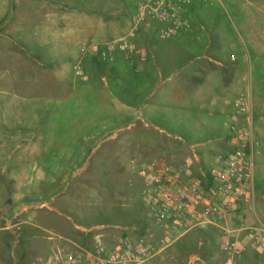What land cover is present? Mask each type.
Here are the masks:
<instances>
[{"label":"rangeland","instance_id":"obj_1","mask_svg":"<svg viewBox=\"0 0 264 264\" xmlns=\"http://www.w3.org/2000/svg\"><path fill=\"white\" fill-rule=\"evenodd\" d=\"M67 1L76 10L88 4ZM134 2L117 0L128 8L124 20L134 18ZM16 5L15 0H0V54L11 51L13 58L20 40L7 34L5 25ZM94 14L97 19L104 15ZM188 18L191 29L167 39L148 31L143 66L153 74L147 75L135 71L141 65L136 58H128L127 72L118 76L96 72L97 66L108 68L110 60L97 54L96 59L83 58V38L70 35L64 23L56 27L57 36L39 35V41L28 40L26 31L28 49L20 58L26 64L15 70L13 59H7L15 90H0L1 102L11 103L0 105V264H63L52 249L60 240L49 231L69 235L79 234L78 227H104L103 232L117 234L122 231L115 226L145 221L159 232L143 195L141 167L154 159L175 164L172 149H190L201 141L205 144L198 150L207 160L204 154L212 145L196 138L182 121V74L198 72L205 84H223L234 72L233 83L242 87L257 121L264 101V0H195ZM3 61L0 57V70ZM79 62L83 77L74 70ZM43 69L56 84L54 72H61L58 88L45 86ZM36 80L35 88L27 87ZM262 150L255 157V207L264 221ZM15 213L28 223L7 228ZM224 236L216 227L194 229L144 264H228ZM246 263L264 264V253L250 249Z\"/></svg>","mask_w":264,"mask_h":264},{"label":"built area","instance_id":"obj_2","mask_svg":"<svg viewBox=\"0 0 264 264\" xmlns=\"http://www.w3.org/2000/svg\"><path fill=\"white\" fill-rule=\"evenodd\" d=\"M195 0H144L133 18L128 36L107 42H85L82 57L97 54L102 60H112L117 52L129 59L147 61V54L133 37L154 23L161 24L158 35L167 39L191 29L188 11ZM77 75H85L82 62L74 66ZM234 118L246 116V122L234 124L233 145L218 152L207 170L194 173V162L179 164L159 159L141 167L144 198L150 214L159 227L161 239L137 242L124 237L111 249L101 239L90 246L59 255L63 264H144L170 248L197 228L216 227L225 234L223 248L229 255L228 264H238L247 247L264 252V223L259 219L249 223L247 215L255 211V155L261 142L253 127L251 106L244 95L233 102ZM199 161V160H198Z\"/></svg>","mask_w":264,"mask_h":264},{"label":"crops","instance_id":"obj_3","mask_svg":"<svg viewBox=\"0 0 264 264\" xmlns=\"http://www.w3.org/2000/svg\"><path fill=\"white\" fill-rule=\"evenodd\" d=\"M143 1L144 0H135L134 3L137 5V9ZM87 2L88 4L84 7L85 9L76 10L70 7V2L67 0H15V4L17 5L14 7L11 13V20L6 21L7 23L5 25V31H7L6 33L9 35L11 33H15L20 42L18 43L17 48H13L16 53L14 58L11 51L8 54H0V57L4 59L3 69L0 70L1 91L10 89L15 90L14 81L16 79L13 76L12 68L10 66L7 67V59H9V63L13 59V62L17 66L15 70H21L22 65L26 64L23 63L22 59H20L22 52L25 51L24 48H27V44L23 40L26 31H28L26 34L28 40L39 41V35H53L54 37L57 34L55 32L56 29H58L56 28L58 24L64 23L65 26L69 28L68 32H70V35L76 37L77 35H80V37L83 38L79 48L80 53L82 44L85 42L104 43L111 39L129 35L133 28V19L132 17L131 19L128 18L127 20H124L123 18V12L127 11L128 9L127 6H125L123 3L118 4L117 0H101L99 5L96 4L95 0H87ZM96 11H100L104 13V15L97 19L96 17L98 16H94ZM29 23H32V25L29 26ZM160 27L161 24L158 25L154 23L151 28H144L133 37V39L144 50L145 53L146 47L150 43L149 37L146 34L150 30H155L158 33V29ZM2 29L3 28H1V30ZM0 39H3L1 33ZM123 55L124 57L122 58V56H116L115 54L114 58L110 60V66L108 68L101 69L97 66V68H95L96 72L114 76H118V74H123L124 72L126 73L128 70L126 67L128 58L125 56V54ZM89 58L96 59L94 55L89 56ZM144 63L146 62H141V65L136 67L135 71L141 75L153 74L150 67L143 66ZM18 74L19 72L15 73L14 75L17 76ZM197 74L198 72H194V74L191 73L189 75L182 74L183 76L181 79V84L178 87L181 99L180 114L182 115V121L190 125L188 129L196 138L207 139V142L212 143V145L209 151L204 154L207 157V160L198 150V148L205 144L202 141L192 145L190 149L184 146H178L172 149L173 152L171 153V155L175 157L174 161L176 164L182 163L186 160H192L194 162V173H199L201 170H207L212 163L214 156L218 152L230 149L234 140L232 126L234 124L240 125L246 122V116L240 117L238 119L234 118L235 110L232 104L240 96H245L242 87L233 83L235 77L234 72H230L223 84H220V80L219 83L214 80L210 84H205L204 75L201 74V76L198 78ZM51 75L48 69H43L41 72V77L43 81L46 82L45 86L55 90V88L60 86L57 80L60 77L61 72H54V75L56 76L55 81L57 84L55 82L52 83L51 79L53 77ZM193 80H196L195 84L192 82ZM38 83L39 82L36 80L34 84H31L27 87L33 86V88H35V85ZM20 85L23 86L24 84ZM64 87L65 90L69 92H73L75 90V87L72 85ZM106 87H108V84ZM42 88L44 89L45 87ZM103 104L106 106V103ZM0 105L9 106L11 103L1 102L0 100ZM130 106H128V108ZM250 106L253 118V127L256 137L261 142L260 147H263L262 151L264 155V101L259 107L257 121L254 118L252 104H250ZM259 153L262 154L261 152ZM20 215V213H15L13 216H11L8 220V226L6 227L13 229L15 227H20L23 223L27 224L28 221L26 219H21ZM258 219L264 223V221L258 216L257 212L256 215L251 214V212L247 215V220L251 224L257 222ZM155 227L159 231L158 233L151 227L149 223L140 221L125 227L115 226V229H120L122 231L121 233L118 232L117 234L103 232L105 230L104 227H95L88 230L78 227L77 230L79 231V234L71 233L68 235L56 231H49V233L55 237H58L60 240L56 245V248H54L55 246L52 247V249H54V251L58 252L60 255L61 253L76 249L77 246H90L96 241L97 237L101 238L103 242L105 241L107 246L111 249L115 248L124 237H129L134 242H137L141 239H147L157 243L161 239V232L156 224ZM94 230L100 232L102 231V233L99 232L100 234H97L95 237L91 236V233ZM252 248L254 251H257L254 246L249 245L247 247L245 256L238 260V264H241L242 262L247 264V252ZM226 257L229 258L228 255L224 256V258ZM51 262H53V259Z\"/></svg>","mask_w":264,"mask_h":264}]
</instances>
